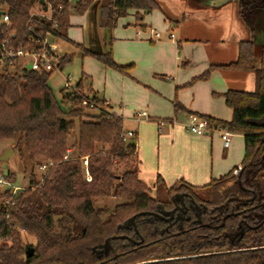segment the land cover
<instances>
[{
	"label": "trees",
	"instance_id": "obj_1",
	"mask_svg": "<svg viewBox=\"0 0 264 264\" xmlns=\"http://www.w3.org/2000/svg\"><path fill=\"white\" fill-rule=\"evenodd\" d=\"M95 1L0 0V10L10 20L9 27L1 28L0 43L9 38L10 47L38 53L42 45L29 37L50 33L75 52L127 74L131 66L116 63L111 51L94 54L68 35L71 13L85 14ZM159 9L157 0H100V26L110 32L131 10L139 22L140 12ZM75 52L59 54L58 69L71 63ZM255 58L254 42L241 41L235 61L211 65L195 79L207 80L215 70L255 76L254 91L230 89L223 94L233 112L230 121L195 115L210 128L243 135L241 172L234 175L233 170L203 186L183 178L168 185L158 175L154 188L139 176L136 137L128 139L123 117L111 111L106 100L85 93V76L74 90L62 89L59 101L49 85L55 70L28 69L19 61L0 68V141L17 137L31 162L53 164L9 205L5 198L12 195L0 192V264H264V224L259 225V214H264V45L259 67ZM85 99L94 101L100 113L93 115L83 105ZM75 130L77 141L71 144ZM177 195L207 207L204 225L157 216L176 207ZM112 197L122 202L104 218L105 209L95 202ZM245 216L254 217L250 225L259 226L246 229L232 243L226 234L238 231ZM29 247L34 249L32 257L27 256Z\"/></svg>",
	"mask_w": 264,
	"mask_h": 264
},
{
	"label": "crops",
	"instance_id": "obj_2",
	"mask_svg": "<svg viewBox=\"0 0 264 264\" xmlns=\"http://www.w3.org/2000/svg\"><path fill=\"white\" fill-rule=\"evenodd\" d=\"M169 1L180 11L189 7L186 0ZM222 7L213 14L223 13ZM131 12L127 15L131 17L119 18L116 26L107 32L100 26V0H96L85 14L71 13L69 30H77L80 36L78 39L70 36L69 30L68 35L94 54L107 51L109 46L116 63L131 66L127 74H121L100 62L96 65L88 56V64L93 68L88 66L84 72L88 79L84 89L87 95L96 93L110 106L112 101H120L124 105L119 112H113L123 117L128 139L136 137L139 157L140 153L144 155V144L149 147L152 144L153 150H159L158 159L152 158L153 166L147 164L143 156V164L139 165L140 178L152 187L158 175L168 185L183 178L194 186H203L241 167L245 157L243 135L232 134L229 146L225 147L218 131L199 136L187 129L192 115L230 121L233 112L226 105L223 94L230 89L255 90L254 74L245 79L236 75L243 72L215 70L209 79L195 80L211 65L233 62L235 58L229 57L237 59L240 42L250 37L248 27L237 19V23H233V14L226 15V19L234 24L232 34L231 37L228 35L230 32L226 25L229 22L224 20L226 25L221 28L217 48L220 53L230 54L222 57L224 61L213 62L212 56L205 52L204 41L195 36L196 33L189 27L185 29L175 22L174 28L178 27L175 30L170 20L167 21L164 15L154 14V11L140 12L143 17L138 22L137 12ZM151 28H159L166 34L161 40L152 41ZM169 33L174 34L173 40L169 38ZM109 35L111 39H108ZM226 41H229L228 45ZM58 45L59 54L75 52L72 46L61 42ZM226 72L231 75L226 76ZM137 112H146L148 120L136 122Z\"/></svg>",
	"mask_w": 264,
	"mask_h": 264
},
{
	"label": "rangeland",
	"instance_id": "obj_3",
	"mask_svg": "<svg viewBox=\"0 0 264 264\" xmlns=\"http://www.w3.org/2000/svg\"><path fill=\"white\" fill-rule=\"evenodd\" d=\"M187 1V5L189 7H186V10H181L174 8L173 4L169 0H159L158 3L160 4V9L154 11V14L157 15H164V17L167 19V21L170 20L172 28L176 25L175 22H178L177 24L183 28L189 27V30H192L196 34L195 36H199L198 38H201L205 43V48L207 53H209L212 57L213 62H221L224 61L222 57L224 55H229L230 52L226 53H220L219 48H217L219 42L218 40H221L220 35H222V26H225L226 23H224V20L229 22L226 17V15H231L232 22L237 23L236 19L240 21L243 25H245V22L242 21V19L239 16V6L236 2H229L226 4V6H223V13L219 14H213L215 11H218L216 8H207V7H199L196 5L195 1L192 2L189 0ZM236 5V6H235ZM233 7V9H232ZM190 8V9H189ZM38 9V8H37ZM220 10V12L222 11ZM230 9V10H228ZM38 10H35V13H37ZM131 14L132 12L129 11ZM234 12V13H233ZM73 13V12H72ZM50 15V14H49ZM234 15L238 16L237 18L234 17ZM131 17V16H127ZM133 17V16H132ZM163 17V16H161ZM124 19V17H122ZM227 18V19H226ZM239 18V19H238ZM233 23H228L226 26L229 28L230 34H228L231 37L232 29L234 25ZM239 23V22H238ZM242 24L241 27H242ZM221 26V27H220ZM178 28V27H177ZM177 28H174L177 30ZM135 30V27L133 28ZM159 32H161L162 36H164L166 33L165 31L156 28ZM69 35L74 38H79V34L77 30H69ZM220 38V39H219ZM111 39L110 35L109 38ZM250 37H248L247 40H249ZM229 41H226V44L228 45ZM223 42H221V45ZM216 48V49H215ZM110 47L108 46L107 51H110ZM218 51V52H217ZM91 57V56H90ZM260 57H261V47H256V58H255V64L256 67L260 66ZM93 58V57H92ZM229 58H235L236 57H229ZM88 56H83V54L76 52V54L73 57V60L71 63L65 65L62 69H56L53 76L49 80V85L53 89L57 99L61 100V90L64 89V86L67 81L71 83V85L76 86V84L85 76L84 72H86V68L90 66L88 64ZM230 60V59H227ZM232 60V59H231ZM93 61L96 65H99V62L93 58ZM20 64L23 66L24 62H20ZM93 68L92 66H90ZM94 70V69H93ZM11 72H13V69H10ZM231 75L230 72H226V76ZM239 75V77H245L248 78L253 77L252 72H243L236 74ZM86 78L84 82L85 84H88V79ZM243 83V82H242ZM241 88H245L242 87ZM247 88V87H246ZM88 90V89H87ZM244 90V89H241ZM248 91V90H245ZM87 92V91H86ZM124 105H121L120 101H112L111 111L122 110ZM99 110H93L92 114L97 115L99 114ZM121 114V113H120ZM189 123V122H188ZM188 130V129H187ZM189 131V130H188ZM190 132V131H189ZM78 137V131L75 130L72 132V136L70 138V143L74 144V142L77 141ZM222 139V138H221ZM223 141V140H222ZM18 138L15 137L11 140H1L0 141V156L8 149L12 148L14 153L13 155L5 162H0V179L3 178L5 183L0 184V192L4 193L5 191H8L10 195H13L15 188H18L16 190V193L22 189L27 188L30 185V182L32 179H35L36 181L41 180L42 175L45 173V171L40 169V166L45 164L42 163L43 160H36L31 162L30 159L27 157L25 148L23 145H17ZM157 144V141H156ZM158 145V144H157ZM140 146V145H139ZM154 145L151 144L149 147L148 145L144 144V155L140 153V159H139V165L141 163L143 164V156L145 158V162L148 164L150 163L153 166L152 158L154 157L156 160L158 159V152L159 150L155 151ZM75 153V152H73ZM41 163V164H40ZM123 170V169H122ZM8 183V184H7ZM154 188V187H153ZM6 200L8 198H5ZM122 201L118 198L112 197L107 199H98L95 202L96 207L105 209L104 218L113 211V208L115 205L121 203ZM26 240L32 241L33 239L25 237Z\"/></svg>",
	"mask_w": 264,
	"mask_h": 264
},
{
	"label": "built area",
	"instance_id": "obj_4",
	"mask_svg": "<svg viewBox=\"0 0 264 264\" xmlns=\"http://www.w3.org/2000/svg\"><path fill=\"white\" fill-rule=\"evenodd\" d=\"M41 17H46L47 19H51V15H45V14H38ZM2 26L9 27L10 26V20L6 12L0 17V31ZM150 38L152 41H159L163 37L161 32H159L155 28L150 29ZM169 38L171 40L174 39V34L169 33ZM9 38H6L2 43H0V68H3L6 65H11L15 63L16 61L24 62L23 66L28 67L29 65H32L33 70H39L41 67L44 68L47 71L56 70L58 69L57 63H58V55H59V45L60 42L55 36H53L50 33H46L43 36L35 37L34 35L29 37V40L31 42H36L37 44L42 45L41 52L38 53H32L28 49L24 48H13L9 46ZM65 91H71L74 90V86L71 85L69 81L66 82L64 86ZM83 105L85 107H88L91 111H93L96 108V103L94 101L90 100H84ZM148 120V114L146 112H137L135 114V120L136 122H140L141 120ZM160 125H163V123H160ZM188 130L196 135H205L210 134L213 131H218L221 135V138L223 140V144L225 147H228L231 141L232 133L229 131L223 129V128H210L208 125V122L204 119H200L199 117L192 115L188 124ZM85 166V175L88 181L91 180V175L88 171V161L85 159L83 161ZM52 162H47L40 166V169L43 171H47L48 167L52 166ZM242 170V167H238L234 169L233 173L234 175H238ZM5 183L3 178L0 179V184ZM8 184V183H7ZM18 188H15V191L12 195V198L5 201V205H9L13 201V197L16 194V190Z\"/></svg>",
	"mask_w": 264,
	"mask_h": 264
},
{
	"label": "flooded vegetation",
	"instance_id": "obj_5",
	"mask_svg": "<svg viewBox=\"0 0 264 264\" xmlns=\"http://www.w3.org/2000/svg\"><path fill=\"white\" fill-rule=\"evenodd\" d=\"M238 6H239V16L244 22H249L251 27L253 28L255 26L256 18L258 17H264V0H234ZM233 1V2H234ZM249 4V5H247ZM253 35V39L255 38V35ZM234 183H236L234 181ZM174 201L176 203V207L172 210L175 211L173 214L170 212H164L163 210L160 211L157 216H160L167 222H183L184 220H192L195 224H201L204 222L203 217L205 216L207 212V207L204 204L197 203L194 199L188 198L187 203L185 202V198H181V195H177L174 198ZM247 202H243V204H246ZM252 208H247V210H251ZM244 212V211H243ZM260 218V224H264V214H259ZM254 217L249 218L244 217L241 221L238 223L239 230L234 233H227V237L230 239L232 243H235L239 241L244 235L246 229H254L257 228L259 225L252 226L249 222H252ZM226 221V217H223V223L221 225H224ZM207 223V222H206ZM205 223V225H206ZM204 225V223H203Z\"/></svg>",
	"mask_w": 264,
	"mask_h": 264
},
{
	"label": "water",
	"instance_id": "obj_6",
	"mask_svg": "<svg viewBox=\"0 0 264 264\" xmlns=\"http://www.w3.org/2000/svg\"><path fill=\"white\" fill-rule=\"evenodd\" d=\"M191 1V0H189ZM196 3L197 6L199 7H207V8H220L226 4H228L229 2H233L234 0H192V2ZM235 2V1H234ZM41 4L44 5V2L41 1ZM45 11L48 10V8L45 6ZM4 14V11L0 10V17ZM245 25L248 27L249 29V33H250V41H253L256 47H262L264 45V17H257L256 18V22H255V26L252 28L251 25L249 24V22H245ZM255 35L256 39H253V35ZM28 69L32 68V65H29L27 67ZM14 151L12 148H8L1 156H0V162H5L7 161L12 155H13ZM181 198H183V196L181 195ZM175 211H172L171 213L173 214ZM164 218V217H163ZM135 220V217L132 218V221ZM27 256L28 257H32L34 254V249L29 247L27 249Z\"/></svg>",
	"mask_w": 264,
	"mask_h": 264
}]
</instances>
